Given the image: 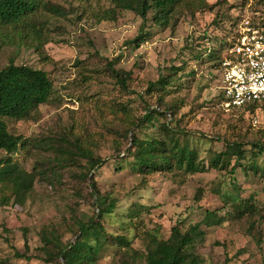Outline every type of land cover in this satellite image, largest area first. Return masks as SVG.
<instances>
[{
  "label": "rangeland",
  "instance_id": "rangeland-1",
  "mask_svg": "<svg viewBox=\"0 0 264 264\" xmlns=\"http://www.w3.org/2000/svg\"><path fill=\"white\" fill-rule=\"evenodd\" d=\"M50 1L61 14L42 18L46 42L40 53L29 40V46L0 42V69L13 61L46 72L53 83L50 101L33 117L8 123L25 141L13 159L35 180L22 206H0V264H64L48 260L41 234L53 232L64 246L76 239L77 221L97 213L91 180L84 176L87 159L79 154L67 164L63 160L77 145L105 160L91 172L104 203L113 205L100 222L111 235L129 241L124 247L111 239L92 264H145L150 234L166 239L174 226L185 230L201 223L206 210L223 220L211 227L201 224L204 240L194 250L201 264H264V179L248 169L230 173L234 159L224 169L208 163L226 143L241 142L244 148L264 143V106L251 113L225 108L220 69L194 59L198 45L217 47L227 17L228 25L238 16L264 27V0H190L163 29L154 26L151 13L143 23L114 0ZM206 4L215 6L209 11ZM140 27L149 35L134 47L128 41ZM108 61L128 73L125 88L115 84ZM163 75L172 76L167 92L147 91ZM150 110L158 113L152 125L132 127ZM162 123L190 139L203 172L132 169L131 157H125L131 134H159ZM263 158L257 157L259 166ZM233 185L251 210L237 213L226 202L224 194Z\"/></svg>",
  "mask_w": 264,
  "mask_h": 264
},
{
  "label": "trees",
  "instance_id": "trees-1",
  "mask_svg": "<svg viewBox=\"0 0 264 264\" xmlns=\"http://www.w3.org/2000/svg\"><path fill=\"white\" fill-rule=\"evenodd\" d=\"M116 7L120 10L131 11L140 17L145 23L148 14L151 13V21L154 26L166 28L169 20L175 11L184 3L190 0H114ZM213 5H205L211 11ZM61 9L50 0H0V42L2 44H24L28 41L34 50L40 53V49L46 42L43 35L46 16L59 15ZM242 18V17H241ZM235 16L229 20L223 29V34L218 38L216 48L196 47L194 59L196 61L211 62L214 69L219 68L223 51L230 47L236 26L241 20ZM143 26V25H142ZM149 33L140 27L135 38L128 41L134 47L139 46L148 38ZM205 42V39H204ZM29 46V45H28ZM106 67L115 84L120 88L126 87L128 73L115 70L113 63L108 61ZM171 75H163L157 81L149 83L147 91L154 90L167 92L170 86ZM53 95V83L48 74L42 70L27 66L17 65L10 61L0 69V206L8 205L22 206L27 195L30 193L35 175L21 168L13 159V155L25 145L23 137L13 134L9 128V122H20L30 119L40 105L50 101ZM222 103L225 99L220 93ZM264 103H255L247 107L237 108L245 113H251ZM171 109V108H170ZM233 109V108H232ZM174 115V110H168ZM152 110L148 111L138 123H133L134 128L141 124L152 125L155 115ZM159 134H151L139 137L134 132L131 134V147L125 157H131L129 164L133 170L140 174H148L155 171L167 173L183 172L187 174L203 172L202 160H198L197 149L190 145V139L181 135L178 129L169 127L162 123L159 127ZM131 129L127 130L129 134ZM249 148H244V143H226L224 150L215 153L208 158L210 168L224 169L230 166L231 159H234L230 166V173L240 168L243 171L251 170L258 173L264 179V158L261 166L256 159L264 157V143H248ZM75 150L63 155V160L68 163L75 155H82L87 160L84 176L91 180V196L96 205L97 213L86 222L77 221L76 239L64 246L53 232L41 234V241L44 243V251L51 262L54 259H61L64 264H92L99 254V251L111 239L117 240L119 244L128 247L129 241L124 236L111 235L101 224L100 220L113 212V205L105 204L103 197L95 188V182L91 172L101 166L105 160L95 159L90 153L80 146H74ZM57 160V159H56ZM60 162L59 160H57ZM5 166H12L11 170H4ZM236 187L233 185L230 193L224 194L226 202H230L237 213L251 210L253 205L240 199L234 193ZM229 190V189H228ZM6 191L10 193L7 194ZM98 219L97 221H94ZM222 218L218 217L216 211L206 210L201 223L190 225L182 230L174 226L166 239H161L156 233L150 234L149 244L145 254V264H201V259L194 250L203 242L205 233L201 224L206 227L219 225ZM93 242V245L91 244ZM21 256V255H19Z\"/></svg>",
  "mask_w": 264,
  "mask_h": 264
},
{
  "label": "built area",
  "instance_id": "built-area-1",
  "mask_svg": "<svg viewBox=\"0 0 264 264\" xmlns=\"http://www.w3.org/2000/svg\"><path fill=\"white\" fill-rule=\"evenodd\" d=\"M219 69L225 108L264 103V27L241 20Z\"/></svg>",
  "mask_w": 264,
  "mask_h": 264
}]
</instances>
